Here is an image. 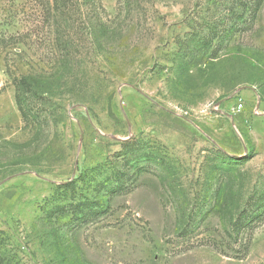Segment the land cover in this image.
<instances>
[{
  "label": "rangeland",
  "instance_id": "obj_1",
  "mask_svg": "<svg viewBox=\"0 0 264 264\" xmlns=\"http://www.w3.org/2000/svg\"><path fill=\"white\" fill-rule=\"evenodd\" d=\"M0 264H264V0H0Z\"/></svg>",
  "mask_w": 264,
  "mask_h": 264
}]
</instances>
